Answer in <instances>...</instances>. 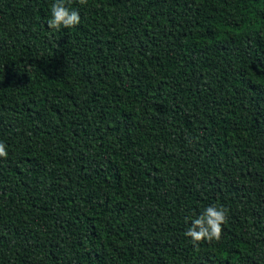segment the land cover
I'll return each instance as SVG.
<instances>
[{
  "label": "trees",
  "instance_id": "obj_1",
  "mask_svg": "<svg viewBox=\"0 0 264 264\" xmlns=\"http://www.w3.org/2000/svg\"><path fill=\"white\" fill-rule=\"evenodd\" d=\"M53 2L0 0V264H264V0Z\"/></svg>",
  "mask_w": 264,
  "mask_h": 264
},
{
  "label": "clouds",
  "instance_id": "obj_2",
  "mask_svg": "<svg viewBox=\"0 0 264 264\" xmlns=\"http://www.w3.org/2000/svg\"><path fill=\"white\" fill-rule=\"evenodd\" d=\"M72 0H54L50 6L51 18L47 21L50 29L59 30L72 28L79 25L81 17L79 11L71 7ZM81 5L87 4V0H79ZM8 146L0 141V158L7 159ZM229 210L223 205L210 204L199 215L190 218V226L184 235L189 237L194 245L202 241H219L223 233V225L228 221Z\"/></svg>",
  "mask_w": 264,
  "mask_h": 264
}]
</instances>
